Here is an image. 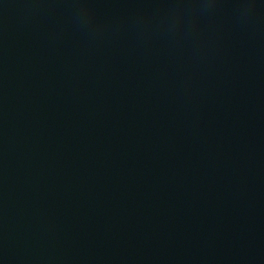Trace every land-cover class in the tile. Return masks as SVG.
<instances>
[{
    "label": "water",
    "instance_id": "water-1",
    "mask_svg": "<svg viewBox=\"0 0 264 264\" xmlns=\"http://www.w3.org/2000/svg\"><path fill=\"white\" fill-rule=\"evenodd\" d=\"M0 264H264V0H0Z\"/></svg>",
    "mask_w": 264,
    "mask_h": 264
}]
</instances>
